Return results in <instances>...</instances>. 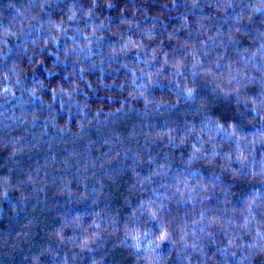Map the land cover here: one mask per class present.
Here are the masks:
<instances>
[{"label":"trees","instance_id":"trees-1","mask_svg":"<svg viewBox=\"0 0 264 264\" xmlns=\"http://www.w3.org/2000/svg\"><path fill=\"white\" fill-rule=\"evenodd\" d=\"M0 42V264H264V0H0Z\"/></svg>","mask_w":264,"mask_h":264},{"label":"clouds","instance_id":"clouds-1","mask_svg":"<svg viewBox=\"0 0 264 264\" xmlns=\"http://www.w3.org/2000/svg\"><path fill=\"white\" fill-rule=\"evenodd\" d=\"M0 43H3V42H0ZM13 72L15 73V69H13ZM4 79L6 78L0 79V83H3ZM16 83L17 84L20 83L19 79H16ZM11 95H12L11 88H5L3 91H0V96H9L11 98ZM33 95H35V93H33ZM0 115H3V113H0Z\"/></svg>","mask_w":264,"mask_h":264}]
</instances>
